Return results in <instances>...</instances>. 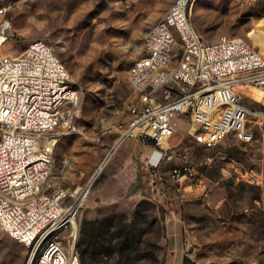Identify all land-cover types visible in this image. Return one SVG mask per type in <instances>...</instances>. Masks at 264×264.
Here are the masks:
<instances>
[{
  "label": "rangeland",
  "instance_id": "1",
  "mask_svg": "<svg viewBox=\"0 0 264 264\" xmlns=\"http://www.w3.org/2000/svg\"><path fill=\"white\" fill-rule=\"evenodd\" d=\"M176 0H0L11 38L0 44V59L19 56L44 40L69 69L79 109L53 136L54 163L48 182L76 205V249L82 264H264V92L238 87L250 110V141L228 135L214 147L194 137L186 115L175 118L169 153L162 160V201L142 192L115 203L93 198L111 175L122 141L120 123L137 93L129 80L133 63L155 24ZM191 19L208 41L242 38L264 54V0H191ZM177 37L175 59L181 51ZM154 149V148H153ZM112 160V161H111ZM111 161V162H110ZM188 163L202 176L208 197L175 180L171 169ZM103 168L99 170L100 165ZM84 195L83 204L77 205ZM102 221L94 230L92 220ZM67 234L70 232L66 231ZM33 249L0 224V264H34Z\"/></svg>",
  "mask_w": 264,
  "mask_h": 264
},
{
  "label": "built area",
  "instance_id": "2",
  "mask_svg": "<svg viewBox=\"0 0 264 264\" xmlns=\"http://www.w3.org/2000/svg\"><path fill=\"white\" fill-rule=\"evenodd\" d=\"M190 3L176 0L152 25L145 54L129 71L137 97L120 123L121 143L127 138L153 143L141 172L144 192L159 201L167 197L161 164L174 157L165 145L177 115L188 116L195 139L206 147L230 134L250 141L251 110L238 87L264 92V54L242 38L206 40L192 22ZM5 14L6 7H0V15ZM10 29L4 18L0 44L11 38ZM177 37L181 51L175 59ZM77 105L72 74L44 40L30 42L19 56L0 59V224L35 248L33 259L40 250L34 264H82L77 235L72 236L77 207L65 190L48 182L57 142L53 132L71 112L66 107H74L72 115H77ZM171 177L188 179L201 197L209 196L206 180L188 163L175 165Z\"/></svg>",
  "mask_w": 264,
  "mask_h": 264
},
{
  "label": "crops",
  "instance_id": "3",
  "mask_svg": "<svg viewBox=\"0 0 264 264\" xmlns=\"http://www.w3.org/2000/svg\"><path fill=\"white\" fill-rule=\"evenodd\" d=\"M153 148L152 142L142 143L134 138L125 139L119 145L113 161H110L111 176L95 191L93 198L112 203L123 198L136 200L142 189H130L137 183L140 174L137 158L140 156L142 160L145 159L153 152Z\"/></svg>",
  "mask_w": 264,
  "mask_h": 264
},
{
  "label": "bare ground",
  "instance_id": "4",
  "mask_svg": "<svg viewBox=\"0 0 264 264\" xmlns=\"http://www.w3.org/2000/svg\"><path fill=\"white\" fill-rule=\"evenodd\" d=\"M102 168H103V165L101 164L100 167H99V170H101ZM87 191H88V187H87V189L85 190V192L82 194V196L79 198L77 205H81V204H83L84 195H86ZM66 193H67V192H66ZM67 195H68V193H67ZM72 222H73V223H72V229H73V230H72V236L75 237V236L77 235V233H78V224H77L76 221H74V219H73ZM33 255H35V248H33ZM32 259H33V258H32ZM31 261H32V260H31Z\"/></svg>",
  "mask_w": 264,
  "mask_h": 264
},
{
  "label": "trees",
  "instance_id": "5",
  "mask_svg": "<svg viewBox=\"0 0 264 264\" xmlns=\"http://www.w3.org/2000/svg\"><path fill=\"white\" fill-rule=\"evenodd\" d=\"M139 187L142 189V187H141V175L140 174H139L137 183H135V185H133L131 187L130 191H134L135 189L137 190V188H139ZM101 221H102L101 218H95L92 220L91 223H92L94 230L98 227V225L101 223Z\"/></svg>",
  "mask_w": 264,
  "mask_h": 264
}]
</instances>
